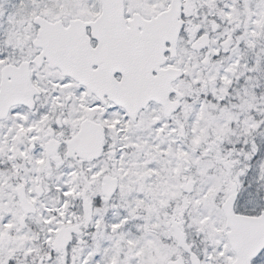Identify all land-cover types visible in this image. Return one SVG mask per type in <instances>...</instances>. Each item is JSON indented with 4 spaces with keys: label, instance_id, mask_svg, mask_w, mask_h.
Instances as JSON below:
<instances>
[{
    "label": "snow or ice",
    "instance_id": "obj_1",
    "mask_svg": "<svg viewBox=\"0 0 264 264\" xmlns=\"http://www.w3.org/2000/svg\"><path fill=\"white\" fill-rule=\"evenodd\" d=\"M0 264H264V0H0Z\"/></svg>",
    "mask_w": 264,
    "mask_h": 264
}]
</instances>
